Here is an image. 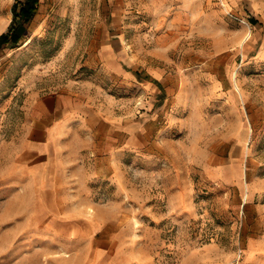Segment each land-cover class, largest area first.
<instances>
[{"label": "rangeland", "instance_id": "obj_1", "mask_svg": "<svg viewBox=\"0 0 264 264\" xmlns=\"http://www.w3.org/2000/svg\"><path fill=\"white\" fill-rule=\"evenodd\" d=\"M15 2L0 264H264V0Z\"/></svg>", "mask_w": 264, "mask_h": 264}, {"label": "trees", "instance_id": "obj_2", "mask_svg": "<svg viewBox=\"0 0 264 264\" xmlns=\"http://www.w3.org/2000/svg\"><path fill=\"white\" fill-rule=\"evenodd\" d=\"M39 0H24L20 2L16 0L13 6V21L17 19L22 23L29 22L37 11ZM20 8L18 9V6ZM20 35L15 30H9L0 35V50L2 45H10L12 47L19 43Z\"/></svg>", "mask_w": 264, "mask_h": 264}]
</instances>
